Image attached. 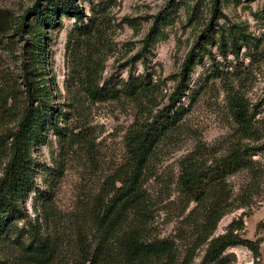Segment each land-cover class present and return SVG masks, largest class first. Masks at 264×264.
Instances as JSON below:
<instances>
[{"label":"rangeland","instance_id":"rangeland-1","mask_svg":"<svg viewBox=\"0 0 264 264\" xmlns=\"http://www.w3.org/2000/svg\"><path fill=\"white\" fill-rule=\"evenodd\" d=\"M47 1L0 0V15L13 18L17 25L29 10ZM76 3L82 14L74 10L64 13L47 29L39 78L51 90L54 122L61 133L50 129L33 147L36 187L25 205L26 219L17 222L18 230L26 234L45 227L60 233L68 257L76 254L75 238L83 208L91 207L106 179L127 159L129 129L137 118H151L170 107L182 65L195 46L202 61L193 67L188 88L176 102L186 114L178 129L158 148L145 183L154 202L150 235L175 237L183 229V220L195 205L187 209L178 187L181 162L191 155L210 161L214 154L225 152L237 130L231 115V101L236 94L247 101L261 138L247 143L256 147L264 144V0ZM161 14L163 18L156 23ZM30 21L28 15L26 23ZM210 23L209 37L204 38ZM155 25L158 30L144 49L145 39ZM29 40L26 33L17 35L14 29L0 36V68L20 90H24L20 86L23 49ZM131 79H138L142 86L135 99L122 96L101 102L87 92L90 86L106 85L121 90ZM254 160L262 163L264 159L258 155ZM228 183L234 199L247 192L249 200L221 220L215 237L243 217L246 227L241 236L261 240V258L256 261L242 246L228 249L226 255L231 264H264V231H257L264 223V180H255L249 170H243L229 177ZM41 192L53 196L49 219L44 222ZM185 230L190 236V227ZM16 236L0 238V264L18 256L12 242ZM27 236L23 240L27 241ZM188 240L178 241L182 252L189 246ZM205 250L203 247L197 252L195 264Z\"/></svg>","mask_w":264,"mask_h":264},{"label":"trees","instance_id":"trees-1","mask_svg":"<svg viewBox=\"0 0 264 264\" xmlns=\"http://www.w3.org/2000/svg\"><path fill=\"white\" fill-rule=\"evenodd\" d=\"M73 10L77 15L82 14L76 0H48L47 4H37L28 11L32 17L28 24V15L18 19L17 25L13 18L0 15V36L14 29L17 35L26 33L30 37L23 49L20 86L24 90L15 88L0 68V238L10 239L17 233L12 242L19 252L5 264H195L197 252L203 247L206 250L198 264H231L226 252L238 246L247 248L258 261L262 242L241 236L246 227L243 217L232 221L224 234L215 237L221 220L247 205L249 200L247 192L233 198L228 178L249 170L255 180H264V160L262 163L254 160L258 155L264 159V144L257 147L248 144L261 138L247 101L237 94L231 101V115L237 130L225 152L219 156L214 154L210 161L191 155L181 162L178 187L188 203L187 209L195 205L183 220V229L175 237L150 235L154 202L145 188L148 171L158 148L178 129L186 114L183 108H177L176 102L188 88L193 67L202 61L198 45L182 65L170 107L151 118H137L129 129L126 161L106 179L91 207L83 208L75 238L76 254L65 256L64 236L48 231L45 226L29 234L18 230L17 222L26 219L25 205L36 187L33 147L42 141L48 130L61 133L54 122L56 110L51 90L47 82L39 78L47 29L64 13ZM162 18V14L159 15L156 23ZM156 25L147 35L144 49L150 46L158 30ZM210 29L211 23L204 31V38L209 37ZM141 91L138 79L127 81L121 90L113 85L87 89L93 99L101 102L122 96L135 99ZM39 197L43 202V222L48 221L53 196L41 192ZM186 227L191 229L190 236L185 234ZM261 230L264 231V223L258 225L257 231ZM26 236L27 241L23 240ZM185 239H190L189 246L182 252L178 241Z\"/></svg>","mask_w":264,"mask_h":264}]
</instances>
